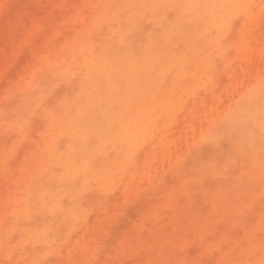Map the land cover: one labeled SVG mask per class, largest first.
Masks as SVG:
<instances>
[{
  "label": "rangeland",
  "instance_id": "obj_1",
  "mask_svg": "<svg viewBox=\"0 0 264 264\" xmlns=\"http://www.w3.org/2000/svg\"><path fill=\"white\" fill-rule=\"evenodd\" d=\"M0 264H264V0H0Z\"/></svg>",
  "mask_w": 264,
  "mask_h": 264
},
{
  "label": "bare ground",
  "instance_id": "obj_2",
  "mask_svg": "<svg viewBox=\"0 0 264 264\" xmlns=\"http://www.w3.org/2000/svg\"><path fill=\"white\" fill-rule=\"evenodd\" d=\"M94 123V122H93ZM94 129L97 132V134H99L100 132H102V130L100 129V127L97 125V123H94ZM83 137V136H82ZM84 138V137H83ZM83 141V140H82ZM86 144L84 143L83 146H85Z\"/></svg>",
  "mask_w": 264,
  "mask_h": 264
}]
</instances>
